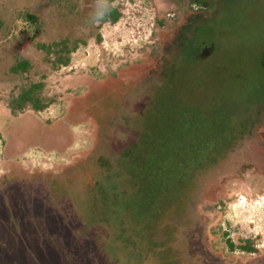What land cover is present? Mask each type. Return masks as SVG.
Masks as SVG:
<instances>
[{
    "label": "rangeland",
    "instance_id": "rangeland-1",
    "mask_svg": "<svg viewBox=\"0 0 264 264\" xmlns=\"http://www.w3.org/2000/svg\"><path fill=\"white\" fill-rule=\"evenodd\" d=\"M227 2L264 9V0ZM108 6L119 11L116 21L100 20ZM193 7L190 0H0V264H264V105L244 107L235 128L225 112L235 102L239 75L232 69L224 83L231 102L215 103L208 120L201 108L190 113L182 104L177 128L164 139L170 110L161 103L176 34ZM25 12L37 22L24 20ZM239 47L227 46L224 57L238 60ZM24 59L25 72L11 71ZM201 64L186 73L205 74ZM33 81L43 82L53 102L11 114L8 100ZM221 81L214 75L208 91ZM147 133L150 144L156 134L167 140L165 168L175 167L182 145L192 157L178 199L142 243L132 236L136 222L117 217L110 200L121 196L105 175H115L123 191L121 154ZM172 137H180L177 144ZM135 163L128 167L143 174Z\"/></svg>",
    "mask_w": 264,
    "mask_h": 264
},
{
    "label": "flooded vegetation",
    "instance_id": "flooded-vegetation-1",
    "mask_svg": "<svg viewBox=\"0 0 264 264\" xmlns=\"http://www.w3.org/2000/svg\"><path fill=\"white\" fill-rule=\"evenodd\" d=\"M190 3L194 7L190 9L187 20L176 34L175 47L177 51L173 57L169 85H166L165 100L161 103L165 113L167 112L166 108L170 110V128L164 139H167L165 137L169 132H174L175 127L177 128L175 122H178L180 116H183L182 104L183 106L186 104L184 109L190 113L201 108L200 111L208 120L216 115L218 105H214L215 103H219L222 99L224 105L231 102L228 100L224 83L227 78L226 74H231L232 69H234V74L239 75L233 97L235 102L233 103L234 107L225 108V112L230 110L235 116L234 119L238 122V128L237 125L235 128L240 130L242 126L244 107L256 108L258 103L264 105V9L258 10L256 7L249 6L247 9L243 7L238 10L231 6L227 0H190ZM212 32L216 35L214 40L209 38ZM227 46H240L237 50L238 60L231 62L224 57L223 53ZM227 51L233 55L232 50L227 48ZM232 58L235 59V57ZM239 58L249 59V62H240ZM201 63H206L205 74L202 73V70L194 75L186 73L187 67L188 70L191 66L198 68V65H202ZM243 63L246 67L243 66ZM221 74L224 81L219 82V84L221 83L219 86L216 85V88L208 91V83L213 81L214 75ZM257 77H261V80L258 81ZM217 88L219 90L216 92V100L209 106L207 102H209L210 94ZM185 115L187 117L188 114ZM166 122L168 123V121ZM146 135L148 137L145 138L136 134L130 146L121 154L122 159H125L124 167H122L125 168L122 171V175L125 174V186L122 184L125 188L123 191L121 187L118 188L114 179L115 175H105L107 177L105 180L110 182L108 185L111 186V191L116 190L118 191L116 195L121 196L118 200H110V204L119 212L117 217L123 216V221L126 217L128 221H134V224L136 222V228L131 231L132 236L138 237L142 243H145L144 237L148 236L149 229L155 219L162 215L167 207L174 203L175 199H178L179 192L184 187L182 183L186 181L187 168H190L191 160L189 158L192 157V151L186 152L185 146L182 145L183 151L179 147L176 150L175 167L167 169L164 166L168 153L167 140H163L164 143H161V135L156 134L154 135L156 136L155 140L150 144L149 137L152 136L150 133ZM179 138L173 139L172 137L171 142L177 144ZM181 142L180 140L179 143ZM198 142L200 147L203 139H199ZM153 148L156 153L152 156ZM135 159L139 162L138 165L135 163ZM146 161L148 168L145 173L143 166ZM133 163L143 174L145 173V177L131 169L134 167ZM96 184L98 185V183ZM108 185L107 187H109ZM168 186L172 188L170 193H167ZM96 188L98 190V186ZM100 196L102 195L100 194ZM136 196L137 199H135ZM105 200L107 202L106 197ZM249 251H251V247Z\"/></svg>",
    "mask_w": 264,
    "mask_h": 264
},
{
    "label": "trees",
    "instance_id": "trees-1",
    "mask_svg": "<svg viewBox=\"0 0 264 264\" xmlns=\"http://www.w3.org/2000/svg\"><path fill=\"white\" fill-rule=\"evenodd\" d=\"M119 15L120 13L115 7L108 6L107 8L101 11V15H99V18L102 21H116ZM23 19L30 23H34V24L38 20L37 16L30 12H25L23 14ZM53 44L55 46H58L61 44L65 46L64 43L62 42H54ZM38 45H39V48L43 50L50 49L49 48L50 45H46L45 43H40ZM71 50L72 49H68L66 50V52L69 54ZM68 61H69L68 55L63 56L59 53V56H58L59 63L65 65L68 63ZM28 67H29V62L28 60L24 59V60L17 62L15 65H12L10 69L13 72H19V71L25 72ZM43 86L44 85L42 81H33L25 86H22L19 92L16 95L12 96L7 102V106L11 114L15 115L18 112L25 109L26 107H29L34 111H42L45 108H47L49 104L53 102V99H49L43 95L42 93ZM229 247L233 248V243L230 241H229ZM242 248L243 250H246V251L250 250V247L246 245L242 246Z\"/></svg>",
    "mask_w": 264,
    "mask_h": 264
}]
</instances>
